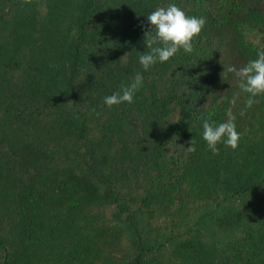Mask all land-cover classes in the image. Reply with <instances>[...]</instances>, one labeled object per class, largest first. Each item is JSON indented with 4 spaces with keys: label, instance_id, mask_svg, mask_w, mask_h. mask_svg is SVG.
<instances>
[{
    "label": "trees",
    "instance_id": "trees-1",
    "mask_svg": "<svg viewBox=\"0 0 264 264\" xmlns=\"http://www.w3.org/2000/svg\"><path fill=\"white\" fill-rule=\"evenodd\" d=\"M173 3L206 23L191 53L181 49L144 71L138 58L148 51L146 17ZM104 16L120 17L123 25ZM260 51L264 0H31L26 5L0 0V137H25L31 151L20 164L32 165L27 175L20 168L24 176L14 189L3 173L8 155L0 150V190L12 207L5 214L16 220L13 247L0 233V264L45 258L50 236L57 241L56 233L50 234L56 226L69 229L73 244L53 264L89 263L97 237L88 228L89 206L116 196L108 169L96 159L127 156L133 170L155 168V176L146 179L143 201L169 192L171 184L179 200L217 189V204L236 196L264 203V95L246 109L249 94L240 89L235 73L227 72L229 66L238 70L256 59ZM137 72L143 86L133 103L121 105L141 114L139 128L126 121L127 113L124 120L111 111L100 116L94 105L107 108L104 97L130 84ZM229 112L236 116L239 146L232 150L220 143L214 155L202 138V123H222ZM97 114L104 128L91 134L88 123ZM191 139L195 152L186 149ZM117 140L119 150L112 146ZM67 143L83 144L84 151L71 155ZM240 225L241 235H230L225 254L214 264H264V213ZM175 249L182 258L202 251L195 239H180ZM123 264L142 260L135 255Z\"/></svg>",
    "mask_w": 264,
    "mask_h": 264
},
{
    "label": "rangeland",
    "instance_id": "rangeland-1",
    "mask_svg": "<svg viewBox=\"0 0 264 264\" xmlns=\"http://www.w3.org/2000/svg\"><path fill=\"white\" fill-rule=\"evenodd\" d=\"M104 20L116 26L123 25L120 17L104 16ZM94 108L102 117H106L111 111L119 120H124L123 115L127 113L129 118H126V121H129L132 127L136 129L141 125L137 122L141 114L132 109L130 111L121 104L111 108L94 105ZM98 114L89 120L91 134L104 128L103 120L97 119ZM172 116L175 117L176 114L173 113ZM120 123L123 124V121ZM153 126L155 127V123H151L150 127ZM120 144L121 140H117L113 141L112 146L119 150ZM65 146L71 155L80 149L84 151L83 144L79 148L72 143ZM172 148L177 149L176 145L169 150ZM0 150L8 155L3 173L7 176L9 184L16 189L23 174L27 175V172L32 170V165L20 164L23 158L28 160V151L29 153L31 151L28 150V141L26 143L25 137L21 139L0 137ZM175 152L178 153V150ZM31 158L34 159L32 153L30 162ZM129 159L127 156L117 158L115 155L109 156L106 162L96 159L99 167L108 169V179H112V184H108L115 189L116 196L102 197L89 206L86 217L90 224L88 228H92L97 237L93 250L89 253L88 264H123L135 255L141 258L142 264H198L197 257L199 264H214L220 255L225 254L224 247L228 240H231L230 235H241L240 222L255 217L259 212L264 213V203L256 197L236 196L228 202L222 201L217 204L220 198L217 189L211 194L203 192L204 196L197 198L185 195L180 199L182 202H179V198H175L174 195L177 188L172 189L171 184L169 192L162 190L156 196L149 195L143 198V201L144 189L148 186L146 179L149 174L154 177L156 169L141 171V166H137L139 170H133L131 169L133 160ZM20 168L24 173L19 171ZM97 185L102 188L99 182ZM183 193L185 194L184 190H178V194ZM8 196L0 190V233L5 234L7 243H10L9 247H13L16 243V220L6 218L5 212L12 208ZM212 210L213 215L208 214ZM55 233L57 241L53 243L54 237L50 236L48 242L52 243V247L46 257L35 259L30 264H53L71 249L73 243L69 229L56 226L50 234ZM180 239L199 241L201 253L196 256L180 257L175 249L176 242Z\"/></svg>",
    "mask_w": 264,
    "mask_h": 264
},
{
    "label": "clouds",
    "instance_id": "clouds-1",
    "mask_svg": "<svg viewBox=\"0 0 264 264\" xmlns=\"http://www.w3.org/2000/svg\"><path fill=\"white\" fill-rule=\"evenodd\" d=\"M31 0H21L22 5L29 4ZM147 28L144 34V43L147 52H143L138 62L144 71H148L156 63H165L181 49L185 53L193 51V40L199 35L205 18L187 16L176 4L166 7H157L146 17ZM228 73H235L239 78V87L243 92L249 94L246 101V109L253 103L258 102L255 98L264 95V51L257 53V58L248 61L246 65L238 70L229 66ZM144 77L137 72L130 84L120 85V91L104 97L103 103L108 108L122 103H133L135 94L143 86ZM71 102V101H70ZM245 113H240L243 116ZM236 116L228 113L227 119L219 124L205 120L202 123V138L208 149L214 154H219L218 144L223 143L225 147L232 150L237 149L241 134L236 130ZM178 122V121H177ZM188 152H195V140L188 141ZM183 147V146H182Z\"/></svg>",
    "mask_w": 264,
    "mask_h": 264
}]
</instances>
